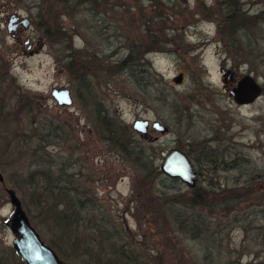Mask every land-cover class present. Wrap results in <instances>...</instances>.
Listing matches in <instances>:
<instances>
[{"label":"rangeland","instance_id":"rangeland-1","mask_svg":"<svg viewBox=\"0 0 264 264\" xmlns=\"http://www.w3.org/2000/svg\"><path fill=\"white\" fill-rule=\"evenodd\" d=\"M14 12L16 26L8 31ZM56 21L66 29L64 41ZM238 22L246 26L241 35ZM124 56L132 62L116 64ZM244 74L263 91L237 103L228 91ZM80 75L85 88L76 80ZM63 87L69 88L70 104L52 96ZM137 118L148 119L144 132L133 129ZM154 120L167 129L153 128ZM47 125L48 144L37 151L68 164L74 184L89 197L81 195L85 217L126 229L154 264H264V0H0L2 264H25L6 223L13 211L7 188L58 257L86 263L64 236L62 255L50 245L61 228L29 216L33 187L25 176V154ZM135 137L145 140L144 148L149 142L152 161L145 166L128 155L132 148L125 142ZM201 144L214 153L209 163L195 161ZM172 148L185 152L198 172L200 204H155L156 191L181 197L191 192L158 174ZM193 225L199 232H184Z\"/></svg>","mask_w":264,"mask_h":264},{"label":"trees","instance_id":"trees-1","mask_svg":"<svg viewBox=\"0 0 264 264\" xmlns=\"http://www.w3.org/2000/svg\"><path fill=\"white\" fill-rule=\"evenodd\" d=\"M241 19H244V17L241 16ZM232 21L233 17L230 19V24H232ZM55 26L62 35V41L67 39L64 32V30H66L65 27L58 21L55 22ZM234 26L237 27L240 35L246 28L245 24L242 22H238L237 25ZM46 28L48 27L46 26ZM46 28L43 29L44 33L49 35ZM69 57L70 60L75 61L77 55L70 51ZM130 59L131 57L124 56L119 62H116V64L126 67L129 62H132ZM140 59L142 60V58ZM134 64L140 66L143 65L139 61ZM77 73L81 74L80 71ZM76 80L85 88V77L80 75ZM103 121L104 123H108L105 117H103ZM110 127V124H108L109 129ZM49 129L50 126L47 125L44 129V134L38 138L39 141H33V148L35 149L30 150V153L27 154L26 152L25 154V157L27 158L25 159V163L28 166L25 176L28 183L33 187V190H30L29 193L31 197L30 202L33 204L32 212H34V215L29 213V216L34 223L38 222L40 224L44 221L49 222L54 226L56 224L61 228L58 237L59 240L53 241V239H51V244H49L56 247L58 254L62 255L60 242L63 241L62 237L64 236L67 241L71 242L69 245L72 250L74 249V252L82 253L87 257L86 259L85 256H83L86 263H83L80 258L82 263L78 264H98V262L99 264H154L153 257H149L150 254L147 253L146 255L144 251L139 249L135 242L136 240L126 229L120 227L117 228L114 223L112 224L109 222V224H106L105 222H99L95 218L85 217V211L88 205L85 203L86 200L84 198L87 196L88 199L89 197L86 192L80 191L81 189L84 190L82 187L78 190L74 184L72 174L68 170V164L64 160L61 161V158H53L52 155L48 156L49 151L47 154L37 151V147L43 145L49 139ZM109 134H112L111 129ZM129 134L132 135V131H129ZM119 137L120 134H118V138ZM144 143L145 140L141 139V137H135L132 144H130V142L127 144L125 142V146L131 145L130 148H132V151L128 155L136 157L140 167L145 166L147 162L152 161V154L148 151L149 142H146L147 149L144 148ZM47 144L48 143L45 145ZM20 145L21 143L18 144L16 141L14 146L18 147ZM198 148L201 150V156H194L195 161L209 163L214 159V153L209 147L201 144L200 146L198 145ZM158 171V174L161 175L164 182H171L173 184L171 185L172 187H175L176 183H180L179 179L170 178L159 169ZM42 182H44V188L41 189ZM189 188L191 192L190 195L186 197H181L184 193H174V195L168 196L165 195L166 191L163 190L162 192L156 191L157 193L153 195V200L157 206L175 203L177 201H182L188 204H200L198 186L194 185ZM83 194L86 196L82 197L81 195ZM48 196L53 200L51 204L45 202V199H47ZM168 209L171 210L170 215L172 216V207L169 206ZM79 230L85 232L81 233ZM184 232L196 234L199 232V228L196 225H193L190 228H186ZM85 247H89L92 251H85ZM104 253L110 255V257L103 256L102 254ZM62 256L61 257L66 259L69 264H77L72 258L68 259L66 256Z\"/></svg>","mask_w":264,"mask_h":264},{"label":"water","instance_id":"water-1","mask_svg":"<svg viewBox=\"0 0 264 264\" xmlns=\"http://www.w3.org/2000/svg\"><path fill=\"white\" fill-rule=\"evenodd\" d=\"M17 13H12L7 30L10 31L16 24H11V21L17 20ZM29 19L24 17L21 23L24 27L29 26ZM41 42L38 43V47ZM37 50V49H36ZM182 75L174 77V81H180ZM263 91V86L250 74H244L230 83L228 95L237 103H249ZM69 88L63 87L60 89H53L52 96L60 104H70L71 98L69 96ZM153 128L165 131L167 127L160 124L159 121H151ZM148 125V119L137 118L133 121L132 127L137 131H145ZM159 169L162 173L170 178H177L186 186L193 187L196 183L198 172L196 171L192 161L185 152L178 148H172L162 158L159 164ZM3 181V175L0 172V182ZM6 192L9 196V201L13 205V211L6 223L14 234L12 240L13 248L21 257L25 264H67L65 263L55 251L46 244L40 237L35 227L31 224L26 212L22 208L21 201L17 197L15 191L7 188Z\"/></svg>","mask_w":264,"mask_h":264},{"label":"flooded vegetation","instance_id":"flooded-vegetation-1","mask_svg":"<svg viewBox=\"0 0 264 264\" xmlns=\"http://www.w3.org/2000/svg\"><path fill=\"white\" fill-rule=\"evenodd\" d=\"M15 34V38H17V41H19V35H18V31L15 29L14 31H12ZM30 41L32 42L31 37H29ZM2 264V263H0Z\"/></svg>","mask_w":264,"mask_h":264}]
</instances>
